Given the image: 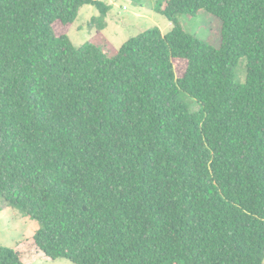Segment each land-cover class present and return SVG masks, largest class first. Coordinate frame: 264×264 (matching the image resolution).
<instances>
[{
	"label": "trees",
	"instance_id": "1",
	"mask_svg": "<svg viewBox=\"0 0 264 264\" xmlns=\"http://www.w3.org/2000/svg\"><path fill=\"white\" fill-rule=\"evenodd\" d=\"M85 5L104 29L103 0H0V199L40 224L0 264H264V0H161L111 56L71 41Z\"/></svg>",
	"mask_w": 264,
	"mask_h": 264
},
{
	"label": "rangeland",
	"instance_id": "2",
	"mask_svg": "<svg viewBox=\"0 0 264 264\" xmlns=\"http://www.w3.org/2000/svg\"><path fill=\"white\" fill-rule=\"evenodd\" d=\"M112 8L105 19V28L101 29L100 21L94 17L99 11L91 5L81 8L80 14L69 30V37L76 48L91 41L99 45L110 56L116 54L122 45L140 32L160 27L164 33L173 28V23L164 15L157 12L161 0H103ZM180 24L190 34L206 41L214 47L221 46L222 22L206 9H201L197 15H182ZM178 75L185 69V63L175 62ZM236 80L244 83L247 71L240 61L235 68ZM198 103L192 102V109L197 110ZM0 244L13 247L16 242L31 237L40 229L39 221L18 208L0 199ZM32 264H75L67 258L55 260H37Z\"/></svg>",
	"mask_w": 264,
	"mask_h": 264
}]
</instances>
